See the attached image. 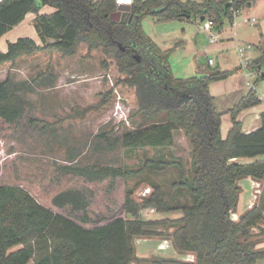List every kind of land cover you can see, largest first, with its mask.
I'll list each match as a JSON object with an SVG mask.
<instances>
[{"label": "trees", "instance_id": "1", "mask_svg": "<svg viewBox=\"0 0 264 264\" xmlns=\"http://www.w3.org/2000/svg\"><path fill=\"white\" fill-rule=\"evenodd\" d=\"M257 1L135 0L120 21H113L110 17L118 10L116 0H0V39L34 14L35 29L43 44L31 38L9 43L7 52L0 50V66L14 65L23 57L42 52L73 57L81 46L87 47V55L101 52L115 61L123 76L118 83L134 90L138 105L135 116L141 125L124 131L111 143L107 134L100 137L111 148L143 151L172 148L180 133L189 142L192 165L191 176L186 175L181 159L150 160L144 170L134 172L124 166L85 165L79 160L80 153L70 148L61 173L89 184L110 181L109 188H113L119 179L125 181L145 170L160 176L174 166L179 176L169 182L170 186L153 183V192L140 202L134 199L133 191L127 192L125 217L115 216L106 222L89 215L96 197L92 189L60 192L47 206L21 187L0 185V264H146L148 259L136 256L137 238L172 240L180 254L196 256L195 262L155 257L150 264H256L264 259V248L257 249L255 239V230L264 226V196L238 221L233 219L242 193L239 182L250 177L264 181V162H235L264 156V112L260 129L249 134L237 120L243 111L261 104L258 93L252 90L234 108L232 127L223 138V115L217 112L210 86L227 80L231 72L176 78L169 52H162L141 28V22L152 16L160 22L183 18L201 22L204 18L221 30L226 20L234 22L233 13L251 8ZM45 7L55 12L41 14ZM103 65L110 66L108 60ZM250 69L257 72V82L264 80V54ZM27 91L23 83L9 78L0 81L3 134L22 128L23 117L33 107ZM91 110L82 113L81 121H86ZM70 119H79L76 109ZM144 209L159 214L179 211L183 217L146 221Z\"/></svg>", "mask_w": 264, "mask_h": 264}, {"label": "rangeland", "instance_id": "2", "mask_svg": "<svg viewBox=\"0 0 264 264\" xmlns=\"http://www.w3.org/2000/svg\"><path fill=\"white\" fill-rule=\"evenodd\" d=\"M242 21L243 16L235 20L238 25ZM238 25L235 27L225 21L226 30L230 33L248 32L250 35L247 39L252 36L251 41L255 45L252 53L259 52L261 44L258 41L261 42V32L264 34L263 23L259 21L251 27ZM35 26V16L31 15L25 25V36L43 45L34 33ZM141 28L162 52H169V63L176 78L208 75L220 68L222 72H231L236 67L235 45L225 43L229 48L220 51L222 41L211 44L203 22L187 18L160 22L150 16L141 22ZM15 32L10 33L11 36ZM214 33L219 35V40L222 38L215 30ZM262 45L264 47V40ZM87 50L86 46H81L73 57L58 52H42L23 57L14 65L9 63L0 66V81L9 78L15 83L25 84L29 88L27 98L33 104L23 117L22 128L18 132H0V185L21 187L47 206L60 192L92 189L96 197L89 215L106 222L115 216L125 217L123 203L127 192L133 191L134 199L140 202L144 198L143 192L148 188L146 185H169L179 176L178 168L174 166L161 176L150 175L145 170L125 181L119 179L113 188H109L110 181L89 184L82 178L61 173L60 166L67 164V151L70 148L80 153L79 160L85 165L110 164L124 166L134 172L144 170L148 160L173 162L181 159L186 175L191 176L192 165L189 142L180 133L176 135V145L172 148L143 151L124 150L120 146L111 148L100 137L107 134L109 142H114L124 131L136 130L141 125V119L135 116L138 105L134 90L118 83L123 76L118 73L115 61L107 59L101 52L87 55ZM206 51L208 55L205 56L203 52ZM227 56L230 58L228 63ZM211 58L216 61L213 68L208 65ZM105 60H108L109 68L103 65ZM91 108L93 110L88 112L84 119L86 121H81L82 113ZM73 109H76L77 120L70 119ZM151 192L153 189L150 188ZM149 210L144 209L142 215L151 214ZM160 243L142 241L137 248L141 254L161 255L182 261V255L173 254L177 250L173 242V250L158 252ZM153 258L150 257L146 264H150Z\"/></svg>", "mask_w": 264, "mask_h": 264}, {"label": "crops", "instance_id": "3", "mask_svg": "<svg viewBox=\"0 0 264 264\" xmlns=\"http://www.w3.org/2000/svg\"><path fill=\"white\" fill-rule=\"evenodd\" d=\"M43 11H46V12L44 13ZM54 12H55V9H53L51 7H45L41 11V14H53ZM31 15H34V14L28 15L26 20L21 25H19L18 27L15 28L16 30L13 29L8 34H6L3 38L0 39V50L2 52L8 51V44L9 43H15L19 39L29 37V36H27V37L25 36V34L27 33V31L25 29V25L28 23V18ZM34 16L36 19V15H34ZM240 16L244 17V21H242L240 23V25L237 24L239 27L248 26L249 24H247L245 22V19L254 18V17L255 18L258 17V20L260 21V23L262 22L264 25V0H258L251 8L243 10L240 13ZM226 21H228V20H226ZM229 23L231 25H233V23L231 21H229ZM249 26L251 27V25H249ZM214 30H215V32L220 34L222 37L217 43H215V44H218L220 41H222L223 45L220 46V49H219L220 51H224L225 49L229 48L228 46H226L227 44H225V43H231V44L235 45V47H237V44L241 45V46L251 45L252 49L250 52L247 53V58L250 61V64H252V62L257 60L258 58H260L264 54V47L262 45L263 40H264L263 32H261V34H260L261 42L258 41L261 44L260 45L261 47L258 48L259 52L252 53L253 50L255 49V45L251 41L252 36L249 39H247V37H249V35H250L248 32H244L243 34H241L239 31L238 32L236 31L235 33H230L226 30L225 22H224V26L222 27L221 30H217L216 27ZM13 31H16L15 35L11 36L12 34H10V33H12ZM34 33L37 35L36 29L34 30ZM251 35H252V33H251ZM31 39H33V38H31ZM232 42H234V43H232ZM215 44H213V45H215ZM203 54L206 56V55H208V52L207 51L203 52ZM209 60H212V58ZM236 60H237L236 67L234 70L231 71L230 77L227 80L220 81L217 83H213L210 86L211 94L215 98V107L217 109V112L219 114L223 115V118H222V120H223V123H222V136H223V138L227 137L228 132H229L230 128L232 127L231 112L239 104V102L244 97H246L252 90H255L258 93V96L261 100V104L243 111L238 116L237 120L242 123V127H243L242 130L246 134L252 133V132L260 129V127L262 125L261 114L264 112V80L257 82V80H258V76L256 75L257 72H253L251 69L245 70L242 68L241 60L238 56V52H236ZM229 61H230V58L227 56L226 57V63H228ZM208 65L213 68L216 66V61H214V65H210L209 61H208ZM219 68H220V66H219ZM220 70L222 72L221 68H220ZM220 70H218V71H220ZM226 71L228 72L230 70H224V72H226ZM248 73H250V74L252 73L251 74L252 76L249 77ZM202 76H207V74L201 75V76L199 75L198 77H202ZM148 161H150V160H148ZM152 161H156V160H152ZM235 162H237L241 165H250V164L257 163V162H264V156H261V157L255 158V159H248V158L238 159V160H235ZM152 185H153V183H149V185H146V187H148V188L150 187L151 189H153ZM239 186L242 189V193L240 195V200H239L237 212L233 216V219L235 221H238L239 218L243 214H245L249 210L253 209L255 206L259 205V203L261 202V199L264 196V181H258V180H255V179L250 177V178H246V179L241 180L239 182ZM150 194H148V195H150ZM149 212L151 214L147 213L148 215H142L143 219L146 221L164 220V219H180L183 217V213L179 212V211L167 213V214H159L154 209H150ZM262 228L264 229V226H262ZM257 231H259V232H257ZM255 234H256L255 239L258 240L257 249H263L264 248V230H262L260 228L256 229ZM148 240L161 241L162 242L157 247V249L160 250L158 252H162V251H166V250H168V251L173 250V245L171 243V242H173L172 240H166L163 238H150V239L137 238L135 240L134 245H135V249H136V256L138 259H149L150 257L166 258V257H163L161 255H149L147 253L141 254L139 252V248H137V245L139 246L140 242L148 241ZM163 247L164 248L166 247V249L164 250ZM176 253H178L179 256L182 255V257H184V258L180 257L182 261H185V262H195L196 261V256L193 253L180 254L179 251L176 250V252H174L173 254H176ZM133 264H136V263H133ZM256 264H264V259L259 260Z\"/></svg>", "mask_w": 264, "mask_h": 264}, {"label": "built area", "instance_id": "4", "mask_svg": "<svg viewBox=\"0 0 264 264\" xmlns=\"http://www.w3.org/2000/svg\"><path fill=\"white\" fill-rule=\"evenodd\" d=\"M135 0H116V3L118 6H130L132 7V5L134 4ZM219 1V0H217ZM241 13V12H240ZM240 13H233L234 15V22L233 25L237 26V23L235 22V20L240 16ZM258 19L257 18H249V19H245V22L251 26H254L258 23ZM203 27H204V31L208 33L209 35V39H210V43L211 44H215L219 41V35L214 33V29H215V25L213 23V21L209 20V21H205L203 22ZM252 49L251 45H247V46H241L237 44L236 50L238 52L239 58L241 60V65L242 68L245 70H249L250 69V61L247 58V53L250 52ZM209 64L210 65H214V60H209ZM252 74V73H251ZM250 73H248V76H252ZM148 194H150V189L146 190L145 192H143V197H146Z\"/></svg>", "mask_w": 264, "mask_h": 264}, {"label": "water", "instance_id": "5", "mask_svg": "<svg viewBox=\"0 0 264 264\" xmlns=\"http://www.w3.org/2000/svg\"><path fill=\"white\" fill-rule=\"evenodd\" d=\"M131 10V7L130 6H118V10L115 14H113L110 18L111 20L113 21H120L121 20V17H122V14L123 13H127ZM205 19L202 18L201 22H204Z\"/></svg>", "mask_w": 264, "mask_h": 264}, {"label": "bare ground", "instance_id": "6", "mask_svg": "<svg viewBox=\"0 0 264 264\" xmlns=\"http://www.w3.org/2000/svg\"><path fill=\"white\" fill-rule=\"evenodd\" d=\"M234 21V20H233ZM243 45V44H242Z\"/></svg>", "mask_w": 264, "mask_h": 264}]
</instances>
